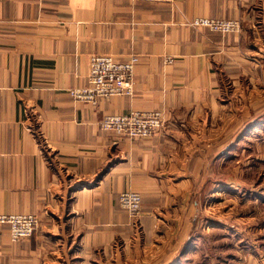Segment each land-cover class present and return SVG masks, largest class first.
Segmentation results:
<instances>
[{
  "label": "crops",
  "instance_id": "0c3cea01",
  "mask_svg": "<svg viewBox=\"0 0 264 264\" xmlns=\"http://www.w3.org/2000/svg\"><path fill=\"white\" fill-rule=\"evenodd\" d=\"M94 53L138 54L133 96L69 94ZM153 109L149 136L99 126ZM15 213L40 224L12 241L0 219V264H264V0H0V217Z\"/></svg>",
  "mask_w": 264,
  "mask_h": 264
},
{
  "label": "built area",
  "instance_id": "2783aa9c",
  "mask_svg": "<svg viewBox=\"0 0 264 264\" xmlns=\"http://www.w3.org/2000/svg\"><path fill=\"white\" fill-rule=\"evenodd\" d=\"M157 2H173L174 0H153ZM197 27L211 31L229 33L240 28V22L234 18L196 17L191 22ZM138 54L132 53L126 59H118L108 53H94L89 57L87 85L68 89L76 100L95 105L99 98L111 96H133L134 66L138 62ZM165 124L163 110H130L120 114H107L99 120L102 130L118 137L135 138L149 136ZM120 205L134 218H138L141 210V194L134 190H123L119 194ZM1 220L9 223V238L19 241L30 237L38 226V215L34 213H15L1 216Z\"/></svg>",
  "mask_w": 264,
  "mask_h": 264
},
{
  "label": "rangeland",
  "instance_id": "374dc122",
  "mask_svg": "<svg viewBox=\"0 0 264 264\" xmlns=\"http://www.w3.org/2000/svg\"><path fill=\"white\" fill-rule=\"evenodd\" d=\"M212 203H213V204H212L213 206L217 205V203H215L214 200H212ZM214 203H215V204H214ZM212 205H211V206H212ZM211 209H212V208H211ZM126 212H127V211H126ZM127 214H128V222H130V225H131L133 228H136L137 225L139 224V223H138V219H139V217L136 218V219H134V218H133L128 212H127ZM39 224H40V220L38 221V226L36 227V229L39 227ZM36 229H35V230H36ZM34 232H35V231H34ZM34 232H33V233H34ZM32 235H33V234H32ZM32 235H31V236H32ZM31 236H30V237H31Z\"/></svg>",
  "mask_w": 264,
  "mask_h": 264
}]
</instances>
